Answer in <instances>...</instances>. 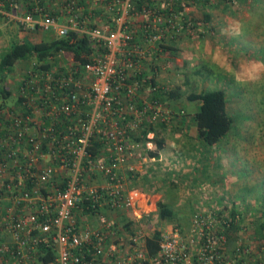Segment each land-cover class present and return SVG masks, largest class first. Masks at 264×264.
<instances>
[{"label": "built area", "instance_id": "1", "mask_svg": "<svg viewBox=\"0 0 264 264\" xmlns=\"http://www.w3.org/2000/svg\"><path fill=\"white\" fill-rule=\"evenodd\" d=\"M145 1L91 0L109 18L91 27L78 23V0H0L7 22L95 45L82 63L67 53L32 62L14 102H0V264H223L229 218L218 228L197 213L186 233L159 231L154 254L116 218L151 212L149 195L127 185L129 161L154 147L155 127L185 118L161 78L175 54L165 47L201 33L187 8L201 0ZM235 250L232 263L245 264L248 249Z\"/></svg>", "mask_w": 264, "mask_h": 264}, {"label": "rangeland", "instance_id": "2", "mask_svg": "<svg viewBox=\"0 0 264 264\" xmlns=\"http://www.w3.org/2000/svg\"><path fill=\"white\" fill-rule=\"evenodd\" d=\"M206 11L209 21L202 20L201 7L190 10L196 21L202 20L201 33L183 34L174 56L163 59L162 81L170 90L178 88L181 96L170 101L185 111V120L154 128L164 145L157 152L160 157L148 154L154 144L149 151L140 147V156L129 161L134 176L127 185L149 195L151 212L139 221L124 213L116 218L122 225L128 221L126 231H138L142 241L155 229L180 227L186 233L197 213L219 228L235 211L239 214L235 226L227 230L223 264L235 262L237 247L248 249L245 264L249 259L262 263L264 238L257 229L264 223V0H215ZM53 37L0 17V55L15 40L34 43ZM34 61H20L12 71L0 74V83L11 91L7 104L14 102L17 83ZM215 87L226 91L233 126L221 142L208 147L196 137L190 119L198 101L193 111L184 103L188 94ZM186 120L192 123L183 130ZM157 201L173 210L172 218L159 219Z\"/></svg>", "mask_w": 264, "mask_h": 264}, {"label": "trees", "instance_id": "3", "mask_svg": "<svg viewBox=\"0 0 264 264\" xmlns=\"http://www.w3.org/2000/svg\"><path fill=\"white\" fill-rule=\"evenodd\" d=\"M78 1L80 5L83 6L82 14L78 18L79 25L84 17L87 22L85 24L91 27L98 24L100 20L108 21L109 18L106 16V13L103 12L104 9L100 7L92 8L91 0ZM131 1L136 8H139L146 2L145 0ZM147 1L150 3V0ZM223 1L230 2L231 0ZM201 2L202 3L195 8L201 7L202 20L209 21L211 14L206 11V8L212 6L215 0H201ZM151 6L155 7V3H152ZM187 8H190V10L192 9L191 6H187ZM165 48H169L168 54L176 52L175 47L167 46ZM93 49H95V45L92 44L85 35L81 36L75 30H69L64 37L41 39L34 43L24 38L18 39L13 41L9 48L0 55V74L12 71L20 61L28 60L29 58H34L37 62L41 61L44 67H49L52 64L50 58L58 53L70 54L74 60L82 63L86 60L87 56L92 53ZM54 61L57 62L56 59H54ZM177 89L178 88L170 90L168 97L174 99L179 98L181 95ZM10 94L11 91L0 83V102H5ZM186 99L196 100L199 103L198 110L193 114L192 120L195 125L198 140L208 147L217 145L227 136L233 126V118L227 111L226 91L221 87H215L203 90L199 93L188 94ZM154 144L155 149L148 152L151 157L157 156L158 150L163 148V141L158 139L156 135H154ZM156 207L159 219L173 217V210L165 203L157 201ZM237 214L239 213L235 211L231 213L230 228L235 226L236 218L238 217ZM127 223L128 221L124 223L125 227H128ZM259 224H261V227L257 229V233L264 238V223L260 222ZM230 228L224 231L227 238H229L227 230ZM151 232V235L147 236L144 240L145 249L148 254H154L159 248L160 233L156 229ZM52 257V253L48 252V254L43 257V260L44 262H48Z\"/></svg>", "mask_w": 264, "mask_h": 264}, {"label": "crops", "instance_id": "4", "mask_svg": "<svg viewBox=\"0 0 264 264\" xmlns=\"http://www.w3.org/2000/svg\"><path fill=\"white\" fill-rule=\"evenodd\" d=\"M176 53V52H175ZM195 101L196 100H187L186 99V103H184V105L186 106L185 108H186V110H187V108L188 109H190L191 111H193L194 110V108H195ZM179 102H180V100H179ZM181 103H182V101H181ZM191 121L193 120V113H192V115H191ZM185 120V119H184ZM190 120H186V121H184V124H183V130H185V128L187 127V124L189 123V122H191ZM193 122V121H192ZM191 122V123H192ZM193 124V128H194V133H195V135H196V131H195V125H194V122L192 123ZM191 130H192V127H191ZM196 137H197V135H196ZM164 146V145H163ZM159 155H158V153H157V157H158ZM160 156H161V154H160ZM159 156V157H160ZM235 208H236V206H235ZM231 210V209H230ZM233 210H231V212H232ZM231 242V241H230ZM229 244H231V243H229ZM228 244V245H229ZM241 257V256H240ZM238 258V257H237ZM243 259H244V256H243ZM248 262H249V264H264V261L262 262V263H260V261H257V260H255V261H250V259L248 260Z\"/></svg>", "mask_w": 264, "mask_h": 264}]
</instances>
